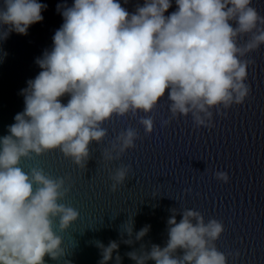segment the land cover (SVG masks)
Wrapping results in <instances>:
<instances>
[{"label":"clouds","instance_id":"clouds-1","mask_svg":"<svg viewBox=\"0 0 264 264\" xmlns=\"http://www.w3.org/2000/svg\"><path fill=\"white\" fill-rule=\"evenodd\" d=\"M174 3L168 15L173 0H143L131 13L119 0L57 4L63 23L51 49L35 60L41 71L21 90L24 110L0 137V264H46L45 256L59 260L65 250L54 224L58 221L64 231L79 217L78 210L61 202L71 190L66 178L35 167L25 172L23 158L59 150L78 167H86L90 145L104 140L103 125L113 116H139L138 123L151 134L154 120L147 114L167 96L171 115L162 126L191 114L196 127L210 128L213 110L226 115L222 109L249 97L247 70L254 61L245 57L264 46V16L253 0ZM47 7L38 0H3L0 28L6 30L0 31V39L12 32L27 35L31 25L44 19L41 12ZM66 95L65 104L61 98ZM137 139V130L128 127L103 159H119ZM130 167L121 165L111 174L113 192L125 182ZM215 176L229 182L226 172ZM171 213L164 247L151 244L146 250L141 245L125 255L135 264H227L214 243L224 231L220 221L206 223L199 211L190 209L177 213L173 208ZM177 214L182 216L179 222ZM133 228L131 219L124 230L129 239L123 243H133ZM149 230L145 225L135 239L142 240ZM94 243L101 252L99 264H108L114 252L116 264H121L118 242Z\"/></svg>","mask_w":264,"mask_h":264},{"label":"water","instance_id":"water-1","mask_svg":"<svg viewBox=\"0 0 264 264\" xmlns=\"http://www.w3.org/2000/svg\"><path fill=\"white\" fill-rule=\"evenodd\" d=\"M38 2L48 6L41 12V22L31 25L27 35L12 32L7 39H0V137L8 134L7 126L24 110L21 90L41 71L35 60L51 49L54 33L63 23L57 4L70 6L74 0ZM119 2L130 13L137 3L143 4V0ZM253 6L264 16V0H253ZM174 10L173 0V7L165 15ZM3 30L6 28H0ZM247 39L246 35L238 43ZM245 59L254 61L247 70L249 97L241 105L222 109L226 115L213 110L210 128L196 127L191 114L162 126L161 122L171 115L165 96L147 114L154 120L151 134H146L138 123L139 116H113L106 122L103 127L107 136L99 144L90 145L86 167H78L59 150L21 160L25 172L35 167L54 178L65 177L71 190L61 202L79 212L77 221L64 231L59 230L58 221L54 224L65 255L59 260L45 256L46 264H99L101 252L94 241L105 246L109 241L118 242L121 264H135L125 255L127 252L139 251L141 245L146 250L151 244L165 246L167 220L173 208L177 213L196 210L206 223L216 219L223 224L224 231L214 243L225 254L227 264H264V46ZM68 98H61L62 103L66 104ZM128 127L138 132L136 146L119 159L106 162L104 151ZM121 165H130V171L113 192L110 177ZM218 171L228 174V183L217 180ZM181 218L177 214V222ZM131 219L133 243L128 245L123 243L129 239L124 230ZM145 225H150V230L137 241L135 233ZM115 255L114 252L108 264H116Z\"/></svg>","mask_w":264,"mask_h":264}]
</instances>
